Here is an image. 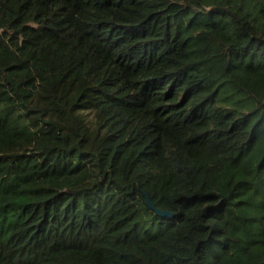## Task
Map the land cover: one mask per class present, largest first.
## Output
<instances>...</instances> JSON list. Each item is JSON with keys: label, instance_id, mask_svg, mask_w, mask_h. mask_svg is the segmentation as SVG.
Instances as JSON below:
<instances>
[{"label": "trees", "instance_id": "trees-1", "mask_svg": "<svg viewBox=\"0 0 264 264\" xmlns=\"http://www.w3.org/2000/svg\"><path fill=\"white\" fill-rule=\"evenodd\" d=\"M0 264H264V0H0Z\"/></svg>", "mask_w": 264, "mask_h": 264}, {"label": "water", "instance_id": "water-1", "mask_svg": "<svg viewBox=\"0 0 264 264\" xmlns=\"http://www.w3.org/2000/svg\"><path fill=\"white\" fill-rule=\"evenodd\" d=\"M148 202L150 203V206L153 208L152 204H151V201L148 200ZM154 209V208H153ZM157 214L161 217H172L173 215L171 213H168V212H162V211H159V210H156Z\"/></svg>", "mask_w": 264, "mask_h": 264}]
</instances>
